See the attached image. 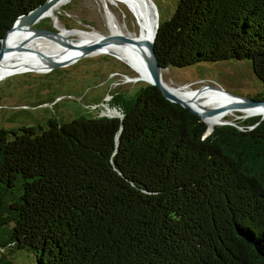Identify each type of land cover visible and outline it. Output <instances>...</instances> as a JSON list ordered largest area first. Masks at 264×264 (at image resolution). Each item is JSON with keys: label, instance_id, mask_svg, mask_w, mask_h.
I'll list each match as a JSON object with an SVG mask.
<instances>
[{"label": "trees", "instance_id": "obj_1", "mask_svg": "<svg viewBox=\"0 0 264 264\" xmlns=\"http://www.w3.org/2000/svg\"><path fill=\"white\" fill-rule=\"evenodd\" d=\"M44 1L0 0V38ZM152 49L161 68L249 60L264 100V0H177ZM107 105L121 118L0 129V245L37 264H264V116L209 126L146 83Z\"/></svg>", "mask_w": 264, "mask_h": 264}, {"label": "rangeland", "instance_id": "obj_2", "mask_svg": "<svg viewBox=\"0 0 264 264\" xmlns=\"http://www.w3.org/2000/svg\"><path fill=\"white\" fill-rule=\"evenodd\" d=\"M140 1L150 8L153 34V8L146 1ZM150 1L154 5L158 22L170 17L177 2ZM108 5V10L122 32L126 31L139 39L141 25L127 3L118 1ZM105 11L101 0H65L55 7L53 15L41 17L36 23L48 26L46 28L57 31L62 36L65 30H80L105 36L111 34ZM63 37L79 39L75 34ZM26 40V44L36 41L23 37L21 42ZM6 66L22 69L3 74L0 78V129L6 130L33 125V122H40L41 117L53 114L63 120H70L78 115L99 116L103 109L108 107L110 96L120 94V98L126 100L132 97L140 85L146 83L144 80H132L136 77L134 69L107 52L79 56L61 67L37 68L23 65L21 62ZM161 77L169 87H186L183 92L188 95L207 85L245 98H253L262 91L260 81L252 74L250 61L245 59L201 61L183 68L166 67L161 69ZM196 99L201 100L202 97ZM217 105L219 103L207 107ZM108 110L110 112L107 113ZM229 111L231 112L224 116L222 121L241 124L243 118L258 116L246 115L243 111ZM105 112L109 115L116 114L110 107ZM7 228L8 225L0 227V240L6 238ZM5 259H10L16 264H37L31 249L13 248L10 243L0 245V264Z\"/></svg>", "mask_w": 264, "mask_h": 264}, {"label": "bare ground", "instance_id": "obj_3", "mask_svg": "<svg viewBox=\"0 0 264 264\" xmlns=\"http://www.w3.org/2000/svg\"><path fill=\"white\" fill-rule=\"evenodd\" d=\"M103 5L105 6V14H106V20L107 24L110 28L111 34H119L124 35L127 37H132L130 33L128 32H122V29L118 27L116 24L114 17L112 13L108 10L107 5L109 3L116 4L118 1H124L127 3L129 8L132 10L135 16H137L139 24L141 25V35L139 40L146 45L148 41H150L152 34H151V19H150V8L145 5L140 0H101ZM145 1V0H144ZM63 2V1H62ZM62 2H59L55 4L46 14L43 15V17L47 16L48 14L53 15L54 9L57 5H60ZM109 6V5H108ZM152 16V15H151ZM59 29V28H58ZM90 33V32H89ZM87 33V32H80L79 31H71V30H65V33L63 36H67L70 34H75L79 36V39H73L71 41L72 44L75 45H84L88 44L89 42H92L94 39L99 37L100 35L96 33ZM89 36H92L91 38H88ZM26 38L28 40H36L35 42H32L31 44H26V46L31 47L36 52H41L44 54L45 57H41L35 52H29V51H12L8 52L4 55L1 63H0V78L1 75L7 74L10 72L19 71L22 69L6 66L10 63H17L21 62L23 65H28L32 67H51L52 62H59L66 59H73V61L79 57V51L75 48H67L64 46H61L58 42L43 38V37H31L28 35V32L23 31H11L8 33L7 38L5 40V43L7 45H14L18 42H21L22 38ZM67 38V37H66ZM100 52H107L109 54L117 56L118 59H120L123 62H126L129 66H131L132 69L136 72V77H134L132 80H144L145 82L148 79L144 64H143V57H142V50L139 49V47L124 42L121 44H110L108 46H105L96 52H93L91 54L100 53ZM130 79V78H129ZM168 86V85H167ZM171 91L177 95L178 97L184 98L187 100L188 104L197 110L195 105L198 104L201 106L200 108L207 107V105H215L217 106L224 105L230 100V97H227L223 95L220 92H215L213 90H210L206 87L199 89L197 91H193L191 94H185L183 92V89L186 87H170ZM207 92V93H203ZM196 97H202L201 100H195ZM107 106V105H105ZM111 111H114L110 109ZM103 110V114H107L110 112L109 110L107 113ZM115 112V111H114ZM231 111L227 110L225 112H221L212 116H207L204 118V121L209 125L213 126L218 124L220 121H222V118L229 114ZM246 115H262L264 114V107L262 106H253L244 111ZM109 115V114H107ZM115 115V114H112Z\"/></svg>", "mask_w": 264, "mask_h": 264}, {"label": "water", "instance_id": "obj_4", "mask_svg": "<svg viewBox=\"0 0 264 264\" xmlns=\"http://www.w3.org/2000/svg\"><path fill=\"white\" fill-rule=\"evenodd\" d=\"M65 0H45L44 2H42L41 4H39L38 6H36L35 8L29 10L26 13H23L19 16H17L15 18V20L13 21V23L11 24V26L6 30L5 34L0 38V63L4 57V55L8 52H12V51H29V52H35L38 55H40L41 57H45L44 54H42L41 52H36L35 50H33L31 47L26 46L27 40L25 42H18L14 45H7L5 43V40L7 38V35L9 32L11 31H23V32H28V35L31 37V39L33 37H43V38H48L51 40H54L56 42H58L61 46L67 47V48H75L79 51V55L80 56H84V55H88L91 54L93 52H96L97 50L108 46L110 44H121L124 42H128L131 43L137 47H139V49L142 50L143 54V64L148 76V79L146 81V84H150L155 86L159 92L161 93V95L168 101L170 102H174L177 103L178 105H180L183 108L188 109L190 112H192L193 114H196L199 119H201L202 121H204V118L207 116H212L221 112H225L227 110H237V111H245L246 109L253 107V106H262L264 107V100H255L252 98H245V97H239L233 94H230L226 91H224L222 88H217L215 86H211V85H207V86H202L198 89H195V91L202 89L204 87L213 90L215 92H220L223 95L230 97V100L225 103L224 105H220V106H210V107H204V108H200L201 106H199L198 104H196L195 106L197 108H199V110L192 108L186 99L178 97L177 95H175L172 91L171 88L169 86H167V84L162 80L161 77V68L158 64H157V60L156 57L154 55L153 49H152V42H153V38L156 32V28H157V16H156V11L154 8L153 3L150 0H145L152 8H153V12H154V19H155V24H154V30H153V34L152 37L150 39V41H148L146 43V45H144L137 37H127L124 35H119V34H108V35H100L99 37H97L96 39H94L92 42H89L88 44H84V45H75L72 44L71 41L73 40L72 38H64L59 32L54 31L52 29L46 28V27H41V26H37L35 25V23L37 22L38 19H40L41 17H43L44 14H46L55 4L62 2ZM102 7L103 9L105 8V6L102 3ZM73 61V59H66L63 61H59V62H52L51 63V68L53 67H58V66H65L69 63H71ZM108 107H105V109L103 110H107ZM113 109L115 110V115H107V114H103L100 113L99 116H108V117H118L121 118V114L120 112L113 107ZM260 119L264 116V114L259 115ZM227 123V121H220L218 124H224ZM209 130L207 129L206 132H208Z\"/></svg>", "mask_w": 264, "mask_h": 264}, {"label": "flooded vegetation", "instance_id": "obj_5", "mask_svg": "<svg viewBox=\"0 0 264 264\" xmlns=\"http://www.w3.org/2000/svg\"><path fill=\"white\" fill-rule=\"evenodd\" d=\"M49 116V117H48ZM57 116V117H56ZM41 121L40 122H33V125H36V124H40V125H43L45 123H50V124H58V123H62V122H67L68 120L67 119H60V117L58 115H47V117H41ZM36 121V120H35Z\"/></svg>", "mask_w": 264, "mask_h": 264}]
</instances>
